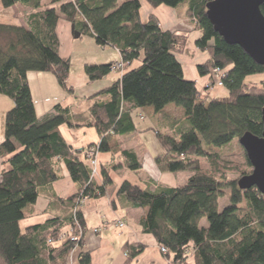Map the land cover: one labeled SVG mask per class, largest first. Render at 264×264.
Listing matches in <instances>:
<instances>
[{"label": "trees", "instance_id": "obj_1", "mask_svg": "<svg viewBox=\"0 0 264 264\" xmlns=\"http://www.w3.org/2000/svg\"><path fill=\"white\" fill-rule=\"evenodd\" d=\"M7 7L15 3L29 6L24 24L0 22V93L13 104L4 115V137L0 155H8L0 174V264H67L69 250L77 244L81 249L78 264H90V250L83 249L85 229L82 209L76 212L82 233L77 240L78 226L72 210L80 195L102 196L111 183L102 169V183L91 176L83 160L85 148L75 149L58 130L72 117L94 126L99 134L98 151L110 149L109 136L136 129L130 111L145 103L158 112L169 102L183 108L175 132L155 131L166 150L171 167L190 170L182 184L159 186L152 190L123 180L117 194L133 207L143 208L139 223L159 246L166 249L165 259L178 264H264V194L255 186L241 189L237 179L252 169L245 150L244 160L221 157L209 146L220 147L246 131L262 133L261 110L264 106V80L247 84L248 74L264 73L239 44L229 43L214 29L206 14L209 0H186V13L200 30L195 46L208 53L205 61L196 64L200 75L215 67L222 69L221 80L227 90L222 97H209L184 76L176 54L187 44V33L165 29L150 13L142 21L140 0H0ZM152 6L180 5L185 0H147ZM264 15V2L260 5ZM64 17L74 30L93 36L96 44L118 49L124 62L120 77L87 96L94 99L88 114L73 115L69 107L56 102L52 110L37 117L27 78L29 71H49L67 91L69 60L59 55L57 21ZM134 62L136 64L132 65ZM108 63H86L84 71L90 80L111 71ZM107 96L104 100L97 96ZM239 144V143H238ZM91 145V144H90ZM82 155V156H81ZM126 166H141L134 151L121 149ZM206 159L208 167L200 165ZM63 161L75 192L60 198L68 205L65 215H56L21 230L19 221L26 207L34 203L41 185L59 177L56 169ZM228 189L226 202L219 203ZM205 219L206 223L202 220ZM70 233L59 242L58 233L65 225ZM194 250L185 253L189 245ZM145 248L140 242L122 245L129 264Z\"/></svg>", "mask_w": 264, "mask_h": 264}, {"label": "crops", "instance_id": "obj_2", "mask_svg": "<svg viewBox=\"0 0 264 264\" xmlns=\"http://www.w3.org/2000/svg\"><path fill=\"white\" fill-rule=\"evenodd\" d=\"M140 2L139 15L142 21L153 13L165 29L181 32L182 30L177 28L176 24L182 22L181 25H184V21L191 25L186 14L187 5L178 9V5L174 7L164 4L152 6L147 0H140ZM30 10L29 6L21 3L5 7L0 1V22L24 24ZM56 33L59 39V55L69 60L67 85L71 87V91L63 88L49 71H29L27 78L36 115L40 118L50 112L56 102L69 107L73 115H87L89 105L94 100L87 99V96L117 80L123 70H111L101 78L90 80L84 71V65L117 61L120 59V53L117 48L110 45L102 46L104 48L108 46L109 49L96 50L97 44L93 43L94 38L90 34L80 33L78 37H74L71 24L62 16L57 21ZM185 33L188 36L187 45L191 42L193 47L190 53L183 54L186 47L182 53L176 54V57L182 64L184 76L194 80L198 89L201 90L202 87H206V82L210 78L208 74L200 75L196 64L203 62L208 55L195 46L194 40L201 33L199 29L193 25L192 31L186 30ZM76 38L80 40L75 42ZM81 41H87L90 50L85 49L83 46L85 42ZM134 64L136 62L132 65ZM257 75L263 77V74ZM208 91L209 95L214 97L227 94L226 88L218 84L213 85ZM106 98L105 95L96 97L99 100ZM12 104L9 97L0 93V142L4 137V115ZM130 114L136 129L128 133L110 135V149L97 152L98 171L93 175V180L98 184L102 183L101 170L104 169L111 183L106 187L104 195L90 198L81 208L85 224L83 249L90 250V264H122L125 260L122 245L126 241L145 244V248L129 264H165V256L160 252L154 237L142 231L139 218L143 214V208L130 206L117 194V190L123 180L154 190L159 186L182 184L191 174L190 170L178 169L168 164L166 150L159 143L155 133L156 130L167 133L175 132L179 124L178 120H182L183 117L182 107L169 102L161 110L155 112L153 104L148 102L132 109ZM71 123L73 126L67 123L60 124L58 130L73 148H85L99 141V134L94 126L86 125L73 117ZM121 149L135 152L141 162L139 169L131 170L126 166ZM7 157L8 155H0V174ZM56 169L59 177L50 183L41 185L36 201L26 207V215L19 221L21 230L28 225L69 212L68 205L60 198H65L75 192L77 185L71 180L63 161H58ZM119 219L124 220V226L117 225ZM80 249V247H75L69 250L67 255L69 264H78Z\"/></svg>", "mask_w": 264, "mask_h": 264}, {"label": "water", "instance_id": "obj_3", "mask_svg": "<svg viewBox=\"0 0 264 264\" xmlns=\"http://www.w3.org/2000/svg\"><path fill=\"white\" fill-rule=\"evenodd\" d=\"M264 0H209L206 14L214 29L229 43L239 44L257 63L264 65V15L260 5ZM74 37L80 32L74 30ZM261 135L244 132L238 142L251 163L249 173L240 176L237 185L241 189L255 186L264 194V106L261 110Z\"/></svg>", "mask_w": 264, "mask_h": 264}, {"label": "rangeland", "instance_id": "obj_4", "mask_svg": "<svg viewBox=\"0 0 264 264\" xmlns=\"http://www.w3.org/2000/svg\"><path fill=\"white\" fill-rule=\"evenodd\" d=\"M119 1H122V0H119ZM185 5H187V1L185 0L184 2H182L180 5H178V9L179 8H181V7H184ZM187 14V13H186ZM187 16H188V14H187ZM188 18L190 19V21H191V25L190 24H188V23H186V22H184L183 21V23H184V25H181L182 24V22L180 23H178V24H176V27L177 28H179L180 30H182L181 32H185L186 30H188L189 32L190 31H192V29H193V22H194V20L192 19V18H190V16H188ZM81 38V37H80ZM80 38H76L75 39V42H78V41H76V40H80ZM84 38V37H83ZM86 40V39H85ZM81 42H85L84 44H83V46H84V48L85 49H87V50H90V45H88L89 43L87 42V41H81ZM93 43L95 44V42L93 41ZM187 43H188V41H187ZM76 44V43H75ZM96 45V44H95ZM82 47V46H81ZM186 47H187V49H186ZM186 47H185V53H183L184 55H186V54H188V53H190V50H191V48L193 47V45H192V43L190 42L188 45L186 44ZM106 49H109V47L108 46H106L105 47ZM104 47H102L101 45H99V44H97L96 45V50H98V51H101V50H103V49H105ZM199 49V48H198ZM201 50V49H200ZM202 51H204V50H202ZM206 52V51H205ZM206 54L208 55V53L206 52ZM183 55V56H184ZM206 59H207V57H206ZM205 59V60H206ZM73 60L75 61V59L73 58ZM204 60V61H205ZM124 69V68H123ZM50 74H52V73H50ZM257 74H263V77H260V76H262V75H257ZM209 75V78L210 79H208L207 80V84H206V87H202L201 88V91L203 92H205V94H207L209 97H214V96H210L209 94H210V92L208 91L209 90V88H211L213 85H216V82H215V80L213 79V77H211V75L210 74H208ZM255 75V76H254ZM251 76H253V77H251ZM262 78V79H261ZM264 80V73H253V74H248L247 75V77H245V79H244V81L247 83V84H259L261 81H263ZM221 86H224V85H221ZM239 143V142H238ZM237 142H235V140H232V141H230V142H228V143H226L225 145H222V146H220V147H216V146H209V149H211V150H214V151H217L218 153H219V155L221 156V157H223V158H225V159H229V160H235V161H243L244 160V154H243V149H242V147H241V145H240V143L238 144ZM199 163H200V165L202 166V167H204V168H207L208 167V164H207V161H206V159L205 158H203V157H201L200 158V161H199ZM240 174L239 173H229L228 174V176H229V178H235V179H237L238 180V178L240 177L239 176ZM227 196H228V189H225V192H224V196H222V197H220V199H219V203H220V205H222V204H224L225 202H226V199H227ZM202 222L203 223H206V220L205 219H203L202 220ZM67 264H69L68 263V260H67Z\"/></svg>", "mask_w": 264, "mask_h": 264}, {"label": "built area", "instance_id": "obj_5", "mask_svg": "<svg viewBox=\"0 0 264 264\" xmlns=\"http://www.w3.org/2000/svg\"><path fill=\"white\" fill-rule=\"evenodd\" d=\"M123 68H124V62L121 60V58L117 61H113V63L111 64V70L122 71ZM222 71H223L222 69L215 67L209 73L211 75V77H213V79L215 80L216 84H218V85H223L222 80H221ZM97 152H98L97 144H91V145L86 146L84 153H83V160L89 165V167L91 169V176L92 177L98 171ZM88 200H89V198L87 195H80L77 198V200L75 201V205H74L73 210H72V218H73V222L78 226V234L71 236V239L77 240L82 233V227L79 225V223L77 221L76 212L79 208H82L87 203ZM124 224H125L124 220H121V219L117 220L118 226L121 227V226H124ZM70 229H71L70 225L69 224L66 225L58 233L57 240L48 239V242H50V243L59 242L67 234H71ZM75 247H79V246L77 244H75L72 248H75ZM159 250L162 253L166 252V249L163 246H159ZM193 250H194V248L191 244L185 248V253L190 254L193 252ZM68 259H69V257H68ZM165 264H178V263L171 261V259H165Z\"/></svg>", "mask_w": 264, "mask_h": 264}]
</instances>
